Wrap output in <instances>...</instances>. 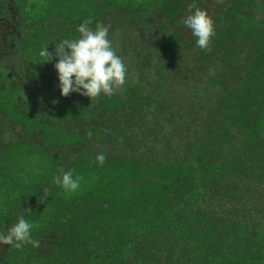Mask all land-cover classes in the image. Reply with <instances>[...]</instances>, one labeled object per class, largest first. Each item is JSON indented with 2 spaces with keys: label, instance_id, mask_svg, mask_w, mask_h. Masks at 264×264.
I'll return each instance as SVG.
<instances>
[{
  "label": "flooded vegetation",
  "instance_id": "af4514ba",
  "mask_svg": "<svg viewBox=\"0 0 264 264\" xmlns=\"http://www.w3.org/2000/svg\"><path fill=\"white\" fill-rule=\"evenodd\" d=\"M190 3L0 0V182L8 181L5 163L24 149L42 153L51 167L37 184L12 185L13 195L4 186L7 200L0 209V232L18 216L30 218L47 201L66 197L54 183L61 169L95 170L112 182L119 170H133L138 176L147 171L146 176L159 180L170 170L178 181L182 165L194 162L205 168V149L216 138L206 128L213 124L212 114L224 104L230 106L231 100L218 99L215 91L216 77L226 72L218 65H224L226 58L207 69L204 49L179 23ZM196 5L210 11L209 4L196 0ZM88 18L93 29L96 24L108 27L113 50L128 67L125 83L96 101L77 92L63 96L55 68L56 47L65 39H76L79 24ZM46 47L52 59L44 62L40 52ZM99 155L105 157L103 164ZM40 231L33 228L32 234ZM35 249L41 256V247ZM50 250L53 256L64 252L57 246ZM18 251L0 244V264H10L7 258Z\"/></svg>",
  "mask_w": 264,
  "mask_h": 264
},
{
  "label": "trees",
  "instance_id": "16d2710c",
  "mask_svg": "<svg viewBox=\"0 0 264 264\" xmlns=\"http://www.w3.org/2000/svg\"><path fill=\"white\" fill-rule=\"evenodd\" d=\"M198 1L219 7L229 2ZM227 26L221 39L229 32L231 41L239 40L242 35L234 25ZM247 33L243 35L252 36ZM257 36H264V27ZM247 48L244 64L239 55L231 54L228 60L234 70H241L238 74L229 78L223 71L215 79L217 98L231 100L230 106L219 107L220 119L230 111L219 138L240 133L236 150L227 154L225 144L221 149L213 141L205 149V168L194 162L182 165L178 181L170 170H165L164 180L146 176L147 171L138 176L133 170H119L116 181L108 182L110 177L93 170L96 179L87 194L62 196L38 210L49 211L41 231L32 234L41 256L32 244H25L7 258L10 264H52L58 259L64 264H264V136L258 125L264 113V41L251 40ZM215 50L222 55L227 51L223 46ZM231 80L235 85L228 88L225 82ZM254 134L256 142L251 140ZM206 171L216 178L209 187L200 183ZM228 174L235 179H218ZM185 201L191 211L176 212ZM222 204L223 211H214ZM55 246L64 252L53 256L50 249Z\"/></svg>",
  "mask_w": 264,
  "mask_h": 264
},
{
  "label": "clouds",
  "instance_id": "9594fccd",
  "mask_svg": "<svg viewBox=\"0 0 264 264\" xmlns=\"http://www.w3.org/2000/svg\"><path fill=\"white\" fill-rule=\"evenodd\" d=\"M91 18L83 20L77 31L76 39H65L56 47L59 57L55 68L58 72L61 94L65 97L73 92L90 97L96 101L101 94L111 96L115 87L125 83L128 67L122 58L116 54L109 38V29L103 24L90 27ZM191 30L196 37V45L201 49H209L211 38L215 34L212 18L205 10L192 0L187 6V12L179 21ZM45 61L52 59L48 47L40 52ZM98 161L103 164L105 157L99 155ZM54 183L70 194L80 187V178H74L72 173L58 170ZM34 225L23 216H18L15 223L6 231L0 232V244L22 249L25 244L39 247V241L33 240Z\"/></svg>",
  "mask_w": 264,
  "mask_h": 264
},
{
  "label": "rangeland",
  "instance_id": "374dc122",
  "mask_svg": "<svg viewBox=\"0 0 264 264\" xmlns=\"http://www.w3.org/2000/svg\"><path fill=\"white\" fill-rule=\"evenodd\" d=\"M226 1V0H225ZM228 1V0H227ZM210 11L208 12V15L211 18H215L216 22H219V25L215 24L214 30L215 34L210 40L209 44V49L205 50L206 55L208 56L207 59H209V64H207V69H210V65L214 63V61L219 62L221 58H226V63L223 65H218V67L221 70H225L226 72L223 74L224 77H231L233 78L234 73L238 74V71L241 70H234V66L231 65V62L228 63V60L231 58V54L239 55V58L241 63L244 64V59L245 57H249V52L247 45H249L251 40L258 39V41L263 42L264 41V36H257V33L260 30H263L264 27V0H229L226 6L219 7L215 3H210ZM227 11V12H226ZM232 15V17H230ZM230 17V18H229ZM215 22V23H216ZM227 25H234L235 31L241 36L239 40L235 38L234 41L232 40V35L229 34V32H226L224 34L225 41H228L226 44H224L225 41L221 39L223 36V32L226 31ZM186 30V29H185ZM187 31V30H186ZM248 32V33H247ZM189 33V32H188ZM187 33V34H188ZM251 34L252 36L248 35H243V34ZM254 35V36H253ZM220 37V38H219ZM252 37V39H251ZM214 38V39H213ZM220 46H223L224 50L227 49L225 54H220L215 50V48H218ZM238 49V50H237ZM255 49V47H253ZM215 52L212 54V52ZM209 53V54H208ZM212 56H211V54ZM217 54L218 58H216L214 55ZM210 56V57H209ZM233 59V58H232ZM247 68L245 69V72ZM227 71H234L233 73ZM248 73V72H247ZM235 74V75H236ZM238 77V75H236ZM224 84V83H221ZM226 86L228 88H233L235 85V81L231 80L229 82H225ZM181 112L184 113L183 108H181ZM230 112V111H229ZM224 113L225 115L222 116V119L219 117L220 109L218 108L212 115V127L211 129L209 126H207L206 130L207 131H213L214 136L217 138L214 140V144L222 149V144H225L228 147V152L227 154L235 149V146L240 143V138L241 134L237 133V131H231L228 133V136L221 140L222 137V131L220 130L221 127H224L223 123V118L225 116H229L230 113ZM260 130L259 132L262 133V137L264 136V113L261 114V119L258 122ZM211 125V124H210ZM230 130V128H228ZM236 130V128H235ZM243 137V136H242ZM251 140L253 142L258 141L257 140V135L254 134L251 137ZM223 142V143H222ZM236 150V149H235ZM235 156H232L234 158ZM227 158L228 161L231 160V156L229 155ZM48 158L45 155H42V153L36 151V150H30V149H24L19 152L17 155H13L9 158V161L5 164H8L3 168V174L6 179H8L6 184H2L0 182V209L4 204H6L7 197L5 195L6 190H5V185H8V194L13 195L15 193L14 190H12V185L18 186L23 184L29 183V184H37L41 182L42 177L49 173L51 170L50 163L47 161ZM212 174H215L212 172ZM211 174V175H212ZM74 178H80V187L77 191L66 194L69 198L73 197H79L83 195L84 193H87L88 191L92 190L93 188V182H95L93 179H96L95 174L93 171H86V172H74L72 173ZM218 176V174H217ZM222 178H218L219 180H234L235 178L232 177L231 174L225 175ZM216 178L210 176L209 171H206L203 174L202 181L200 183H203V185H210L213 183ZM2 184V185H1ZM209 187V186H208ZM206 190V187H205ZM208 194V192L206 191ZM205 198V196H203ZM203 200V199H201ZM190 202L185 201L180 203L176 208V212L180 211H189L190 210ZM222 205H218V210L217 207L215 206L214 211L220 212L224 210ZM212 209V208H211ZM191 211V210H190ZM44 211H38L36 214L30 217L28 220L30 223L34 225L33 228H41L42 224L44 221H46L48 217V213Z\"/></svg>",
  "mask_w": 264,
  "mask_h": 264
}]
</instances>
